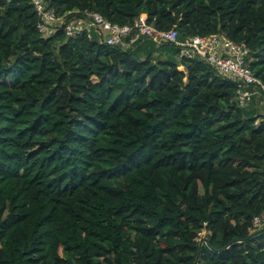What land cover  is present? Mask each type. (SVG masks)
<instances>
[{"label": "trees", "instance_id": "1", "mask_svg": "<svg viewBox=\"0 0 264 264\" xmlns=\"http://www.w3.org/2000/svg\"><path fill=\"white\" fill-rule=\"evenodd\" d=\"M43 1L224 33L264 82V0ZM40 22L32 0H0V264H264V106L175 43Z\"/></svg>", "mask_w": 264, "mask_h": 264}, {"label": "built area", "instance_id": "2", "mask_svg": "<svg viewBox=\"0 0 264 264\" xmlns=\"http://www.w3.org/2000/svg\"><path fill=\"white\" fill-rule=\"evenodd\" d=\"M32 2L41 15L39 27L46 36L64 26L68 37H78L85 32L91 37L92 31H97L106 44L121 48L136 46L143 37H151L158 42H172L180 46L183 57H198L214 66L222 75L236 79L240 105H248L256 94L261 95L264 105V82L255 75L250 66L247 45L234 41L224 33L194 35L182 41L177 28L157 29L149 22L147 13H141L133 24L120 25L112 23L93 9H76L60 16L55 9L45 6L43 0ZM253 224L254 229L264 226V214L255 216ZM206 234L207 231L201 237L200 233L198 238L204 244L207 243Z\"/></svg>", "mask_w": 264, "mask_h": 264}, {"label": "rangeland", "instance_id": "3", "mask_svg": "<svg viewBox=\"0 0 264 264\" xmlns=\"http://www.w3.org/2000/svg\"><path fill=\"white\" fill-rule=\"evenodd\" d=\"M45 6H47V3H43ZM49 35V34H47ZM263 104H262V98H261V95L260 94H256L253 99L251 100L250 104H249V107L251 108H255L256 109V112H262L263 110ZM203 191V189H201ZM263 227V226H262ZM206 232V230H203L201 233V237L204 236V233Z\"/></svg>", "mask_w": 264, "mask_h": 264}]
</instances>
